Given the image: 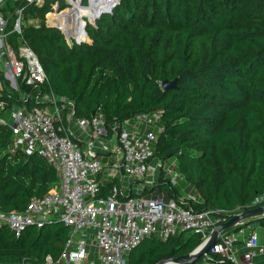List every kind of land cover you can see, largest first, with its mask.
Returning a JSON list of instances; mask_svg holds the SVG:
<instances>
[{
  "label": "trees",
  "instance_id": "1",
  "mask_svg": "<svg viewBox=\"0 0 264 264\" xmlns=\"http://www.w3.org/2000/svg\"><path fill=\"white\" fill-rule=\"evenodd\" d=\"M73 5L56 23L79 40L81 16L92 21L112 1L88 9ZM7 6L9 11L22 7L25 18L40 20V28L26 26L22 36L52 92L71 103L76 118L90 120L99 112L111 132L136 114L161 112L163 130L153 158L175 161L177 173L198 194L194 208L242 212L264 194V0H119L95 26H86L90 43L72 45L60 30L43 23L48 2ZM163 80H175V87L163 90ZM19 93L4 92L0 101L9 109L46 104L34 101L30 95L38 92L24 84ZM14 139L10 125L0 121L4 214L24 212L31 198L43 197L58 181L55 170L33 149L12 150ZM168 181L161 173L156 184L161 196L168 200L183 194ZM69 233L54 220L40 228L28 226L18 236L2 226L0 264H46L47 256L56 264ZM201 243L194 234L165 241L150 237L125 258L128 264H156L188 254ZM209 263L229 264L218 254Z\"/></svg>",
  "mask_w": 264,
  "mask_h": 264
},
{
  "label": "built area",
  "instance_id": "2",
  "mask_svg": "<svg viewBox=\"0 0 264 264\" xmlns=\"http://www.w3.org/2000/svg\"><path fill=\"white\" fill-rule=\"evenodd\" d=\"M45 2L50 11L43 23L60 30L67 44L72 45L91 41L85 33L87 41L67 36L57 25L48 23V15L74 10L73 2L88 9L102 0H0V97L4 92L19 93L24 84L38 92L30 95L34 101L46 103L43 107L28 109L23 105L9 109L0 101L1 111L9 109L15 124L10 126L15 135L12 150L19 147L16 138L20 139L45 159L58 179L57 186L46 195L31 198L24 212H0V228L7 226L18 236L28 226L40 228L49 220L62 222L70 233L56 264H128L125 256L150 237L165 241L183 233L197 235L205 242L216 226L240 211L196 209L199 197L188 192L168 200L163 196H142L156 186L161 173L169 179L170 188L175 187L180 176L172 170L176 167L174 160L167 167V161L153 158V145L163 130L161 112L136 114L116 124L111 132L99 112L90 120L76 118L71 103L52 92L36 54L22 36L26 26L40 28V20L34 16L25 18L22 7L9 11L7 6L24 3L41 7ZM100 16L92 22L81 16L83 31L87 25L95 26ZM20 99L25 100V95ZM72 121L86 137L83 147L69 127ZM98 156L107 161H100ZM105 183H109L106 189ZM263 201L264 194L248 208ZM237 240L245 246V264H252L254 257L264 252L255 228L240 222L234 230L219 233L202 261L194 264H211L212 254L220 255L229 264H240L236 259ZM45 262L52 264L51 257L47 256Z\"/></svg>",
  "mask_w": 264,
  "mask_h": 264
},
{
  "label": "water",
  "instance_id": "3",
  "mask_svg": "<svg viewBox=\"0 0 264 264\" xmlns=\"http://www.w3.org/2000/svg\"><path fill=\"white\" fill-rule=\"evenodd\" d=\"M119 0H114L113 5L106 11L99 12V15L96 17V19L103 14H110L112 12V9L115 7V5L118 3ZM54 27V26H50ZM85 34H87L84 31ZM176 81H167L163 80L161 82V88L165 91L172 90L175 87ZM93 115V114H92ZM15 124L12 125L14 127ZM157 186H154L155 188ZM264 218V205L261 206H255L248 209H245L244 211L237 213L233 216H230L227 218V220L216 226L215 229L211 232L209 237L205 242H202L196 249H194L192 252L178 256V257H165L164 259L160 260L156 264H194L199 259H201L209 250L210 248L216 243L217 235L223 231L233 229L237 223L244 222L246 225L252 224L254 221H258ZM58 224H61L62 222L58 221ZM67 227L66 225H64Z\"/></svg>",
  "mask_w": 264,
  "mask_h": 264
},
{
  "label": "rangeland",
  "instance_id": "4",
  "mask_svg": "<svg viewBox=\"0 0 264 264\" xmlns=\"http://www.w3.org/2000/svg\"><path fill=\"white\" fill-rule=\"evenodd\" d=\"M60 2H62V0H60ZM75 3V2H74ZM72 11V10H71ZM69 11H66L65 13L61 14V15H57V14H54L50 19L49 21L52 23L54 21V19L56 20L59 19L60 17L66 15ZM81 20H82V23H84V20L83 18L81 17ZM1 69V68H0ZM0 121H3L7 124H9L10 126L13 125L14 121L11 117V112L9 109H7L5 112L1 111L0 112ZM15 140V139H14ZM16 142L18 143V146L21 147V148H27L26 145L20 140V139H17L16 138ZM114 143V141H111ZM31 150V149H29ZM98 158L100 159V161L102 162H106L107 161V158H104V159H101V156H98ZM111 160H113L112 158H110ZM167 167H170V162L167 161ZM175 173H177L178 171L176 170V168H173L172 169ZM178 189H180V191L184 192H190L192 193L193 195H197V192L195 191V189L193 188V186H191L189 183H187L186 181H184L180 176L177 178V184L175 185ZM143 197H146V198H156V197H159L161 196V191L158 187L156 188H151L149 191H145L143 194H142ZM252 225L255 230L257 231V233L259 234V236L261 235H264V218L261 219V220H258V221H254ZM201 262V261H200Z\"/></svg>",
  "mask_w": 264,
  "mask_h": 264
},
{
  "label": "crops",
  "instance_id": "5",
  "mask_svg": "<svg viewBox=\"0 0 264 264\" xmlns=\"http://www.w3.org/2000/svg\"><path fill=\"white\" fill-rule=\"evenodd\" d=\"M70 129L73 131L74 135L79 138L82 143L81 147L84 145V140L86 139L85 135L80 131V127L76 123V121H72L69 124ZM113 140H109V144L113 145ZM113 147V146H112ZM124 185V184H123ZM190 193V192H188ZM192 194V193H191ZM258 234V233H257ZM258 243L259 246L264 248V235L259 236L258 234ZM235 248H236V259L240 264H245L243 259V254L246 252L245 246L243 245V242L241 240H237L235 242ZM252 264H264V252L263 254H258L254 257Z\"/></svg>",
  "mask_w": 264,
  "mask_h": 264
},
{
  "label": "bare ground",
  "instance_id": "6",
  "mask_svg": "<svg viewBox=\"0 0 264 264\" xmlns=\"http://www.w3.org/2000/svg\"><path fill=\"white\" fill-rule=\"evenodd\" d=\"M112 1V5H113V3H114V0H111ZM108 10V9H107ZM104 11H106V10H104ZM70 12V11H69ZM99 14V13H98ZM97 14V15H98ZM96 15V16H97ZM95 16V17H96ZM94 17V18H95ZM93 21V20H92ZM91 21V22H92ZM48 23L50 24V25H57V23H56V20H54L52 23L48 20ZM83 25H84V23H82ZM58 26V25H57ZM59 27V26H58ZM83 27V26H82ZM60 28V27H59ZM81 32H82V39H79L78 41H81V40H85V41H87L88 40V38H87V36L84 34V31H83V29H81ZM62 224V223H61Z\"/></svg>",
  "mask_w": 264,
  "mask_h": 264
}]
</instances>
